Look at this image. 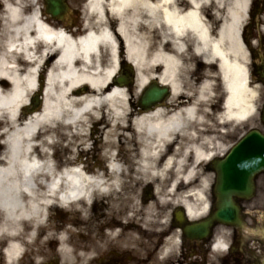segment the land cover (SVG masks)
I'll return each instance as SVG.
<instances>
[{
	"label": "bare ground",
	"instance_id": "bare-ground-1",
	"mask_svg": "<svg viewBox=\"0 0 264 264\" xmlns=\"http://www.w3.org/2000/svg\"><path fill=\"white\" fill-rule=\"evenodd\" d=\"M249 2L89 0L85 33L73 37L39 14L37 0H0V241L6 242L7 264L19 260L50 210L72 208L75 220L86 223L88 210L99 207L105 209L99 213L107 217L105 223L122 224L121 200L130 186L137 190L131 207L139 208L146 221L154 217L153 205L144 208L136 199L150 187L149 195L160 204H172L166 196L180 197L190 218L207 212L212 180L207 166L227 149L218 133L202 128L212 113L209 82L177 105L138 108L126 86L112 78L123 59L135 69L137 93L154 77L174 96L182 94L179 62L190 32L195 53L218 62L226 91L220 118L242 122L252 117L257 92L248 86V55L239 38ZM152 26L159 35L151 33ZM148 63L157 75L144 73ZM41 84V106L26 116L29 96ZM58 133L65 137L61 144ZM88 141H99L98 149ZM90 150L99 151L106 165L80 164L81 154ZM66 152L69 156L56 158ZM68 232L55 237L63 254L69 253ZM174 243L170 237L163 253H170Z\"/></svg>",
	"mask_w": 264,
	"mask_h": 264
},
{
	"label": "flooded vegetation",
	"instance_id": "flooded-vegetation-1",
	"mask_svg": "<svg viewBox=\"0 0 264 264\" xmlns=\"http://www.w3.org/2000/svg\"><path fill=\"white\" fill-rule=\"evenodd\" d=\"M50 0H37V8L40 15L47 16L51 21L59 23L73 37L81 35L84 31V23L87 18V3L89 0H55L59 4L58 12H53L54 7L48 4ZM256 10L250 11V19L255 13L259 14V7L264 6V0H250ZM206 19H212L210 11L204 13ZM217 20H212L213 31L216 32ZM168 34L169 31L166 30ZM245 39L246 46L251 47L255 33L244 30L240 33ZM195 37L188 32L183 40L184 53L182 55L180 69V85L182 94L174 96L169 86L168 97L158 106L177 105L179 101L187 99V94L195 96L197 86L204 81L209 82V98L207 109L212 113L207 114L202 128L204 131H214L221 136V142L226 151L216 155L208 163L207 170L212 174L209 190L208 212L198 218H190L185 209L172 208L170 204L160 202L153 198H140L138 204L145 208L149 203L153 205L154 217L146 221L142 213H138L139 221L133 213L132 219L127 222L123 230V238L134 239L137 235L141 241L136 243H121V249L111 250L108 245L106 254L100 256L101 260H93L88 264H147L153 260H163L164 264H264V172L258 173L253 178V193L250 197L242 195H231L230 199L237 207L238 219L236 223L214 222L208 229L207 235L201 239L186 236L182 229L194 223H202L210 214L216 212L219 201L216 187L215 170L216 162L225 156L228 149L235 144L242 136L251 131L254 127L264 135V120L258 113L255 117H249L242 122H230L228 119H221V109L226 95L224 85L221 81L218 65L214 61H205L202 54L195 53ZM169 45V44H168ZM255 52L249 54L248 61V86L256 88L258 98H264V64L260 60L252 59ZM122 62V70H124ZM41 95V92H40ZM181 98L171 103V98ZM264 106V102L261 108ZM138 107V101H137ZM154 108V107H151ZM214 111V112H213ZM146 210V209H145ZM175 232L180 234L179 254L161 255L167 240ZM136 247L143 248V252L136 250ZM173 260V261H172ZM148 261V262H147Z\"/></svg>",
	"mask_w": 264,
	"mask_h": 264
},
{
	"label": "rangeland",
	"instance_id": "rangeland-1",
	"mask_svg": "<svg viewBox=\"0 0 264 264\" xmlns=\"http://www.w3.org/2000/svg\"><path fill=\"white\" fill-rule=\"evenodd\" d=\"M260 10V13H255L254 17L250 22H246L243 26V30H250L255 33V38L252 40L251 47L254 49H260L259 52H256V54H260L259 56L264 59V13L261 12L264 7L257 8ZM251 10H256V8L252 5ZM2 16V8L0 5V19ZM217 24V23H216ZM151 33L153 32L154 35L158 34L157 31L159 29L156 28V26H152L150 29ZM159 35V34H158ZM159 36H156V39H158ZM262 42V44H260ZM144 73H156L155 68L151 64H147L144 68ZM127 90V95L129 98H131V101H135V99L138 97V93L135 90L134 84H131V82H128L127 86L124 87ZM31 96V95H30ZM29 96V98H30ZM209 98V97H208ZM264 101V98H257L256 99V106L260 108V105ZM35 111V110H34ZM37 111V109H36ZM28 115V114H27ZM26 115V116H27ZM24 116V118L26 117ZM97 126V125H96ZM89 127H91V124L88 123L87 126V132L89 131ZM98 127V126H97ZM97 135V134H95ZM56 138L58 139L59 143L61 144L62 138H65L60 136V133L56 135ZM1 140V138H0ZM76 141V140H74ZM90 148L98 149V146L100 145L99 141H88ZM0 146H2V143L0 142ZM60 147V146H59ZM54 149H50V151L53 152ZM2 151V148L0 147V152ZM64 156H69V154L63 153L60 156H56L57 159L63 158ZM82 158H85V164L88 166H94L97 165L98 167L105 166L106 158H104L99 151L97 153H93L91 150L89 152H84L81 154ZM136 186H130L129 190L131 193L121 201V215H122V223L125 224L129 218H131L135 214L136 220L138 218L139 208L137 207H131V200L135 199L133 195L134 193H137ZM146 192H153L152 188L144 189ZM144 191V192H145ZM136 196V195H135ZM146 195H144L145 197ZM153 196V195H150ZM166 198L169 200V198H172V204L171 207L174 208L176 204L180 203L179 200L180 197H170L166 196ZM208 198V194H207ZM162 200V199H159ZM138 203V199H136ZM105 211L104 208H97L93 207L90 210H88V215L90 218L86 221V223L79 222L75 220V218H78L77 216L71 215L73 212L72 208H67L62 211H57V209L50 210L48 215L44 218V225L41 229H39L36 233V237L33 240V242L28 243L23 249V253L19 260H15L12 264H87L93 260H101L99 257L106 254L108 245L111 250H115L118 252L119 249H121V243H136L140 244L141 241L137 235H135L134 239H131L130 237L123 238V226L121 223L117 222L115 224H109L105 223L106 216H99V213H103ZM72 219H71V218ZM121 217V216H120ZM134 218V217H133ZM127 224V223H126ZM68 229L69 232L66 233L68 240L66 241V247L68 249V254H63L59 250V243L57 240H55L56 233L59 231H63ZM78 230V232L74 233L75 230ZM113 230L117 231V235L115 234H109L108 232H112ZM73 231V232H72ZM72 233V234H71ZM47 235H52V238L46 239ZM177 236V235H176ZM176 236L173 238L174 246L172 249V252L175 256L178 254V245L179 240L176 238ZM177 240V241H176ZM6 246L5 240L0 241V264H7L5 260V256L3 254V250ZM136 250L139 252H143V248L136 247ZM149 261V262H148ZM147 264H158V260H153L151 262L148 260ZM156 261V262H155ZM160 264H163L162 262ZM166 264V262L164 263Z\"/></svg>",
	"mask_w": 264,
	"mask_h": 264
},
{
	"label": "water",
	"instance_id": "water-1",
	"mask_svg": "<svg viewBox=\"0 0 264 264\" xmlns=\"http://www.w3.org/2000/svg\"><path fill=\"white\" fill-rule=\"evenodd\" d=\"M119 83L123 79L118 78ZM167 95V87L159 86L152 82L143 91L140 97V105L149 107L158 103ZM264 118V111H263ZM218 188L221 205L212 219L228 221L231 216L236 217L237 210L228 196L231 194L250 195L252 193V177L255 173L264 171V136L257 132H252L244 136L227 154V156L217 164ZM207 224L195 227L191 232L195 235H203Z\"/></svg>",
	"mask_w": 264,
	"mask_h": 264
}]
</instances>
